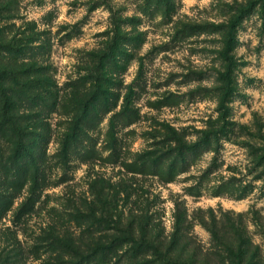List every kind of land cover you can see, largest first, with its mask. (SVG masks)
Segmentation results:
<instances>
[{"label": "rangeland", "instance_id": "obj_1", "mask_svg": "<svg viewBox=\"0 0 264 264\" xmlns=\"http://www.w3.org/2000/svg\"><path fill=\"white\" fill-rule=\"evenodd\" d=\"M0 27L44 33L60 95L46 187L0 220V264H68L128 229L222 264L240 228L264 264V0H0ZM72 92L99 102L64 166Z\"/></svg>", "mask_w": 264, "mask_h": 264}, {"label": "trees", "instance_id": "obj_2", "mask_svg": "<svg viewBox=\"0 0 264 264\" xmlns=\"http://www.w3.org/2000/svg\"><path fill=\"white\" fill-rule=\"evenodd\" d=\"M5 33L0 27V220L14 207L22 191L24 195L16 207V218L35 210L46 187V153L53 133L50 114L57 110L60 100L57 81L50 64L44 59L48 44L44 33L33 30L19 39ZM78 93L71 94L74 100L72 109L81 114L69 118L66 131L62 133V148L58 151L64 166L71 161L73 145H79L86 139L92 140L86 127L89 123L87 118L93 110L98 109L99 96L79 99ZM85 217L89 220L92 216ZM140 223L144 231L146 223ZM235 231V241L218 250L221 263L260 264L258 252L252 250V241L246 238L244 229ZM125 232L128 235L126 238L110 237L109 243H95L93 247H83L85 250L69 248V254L75 258L68 260V264H91L96 258H101L105 263L108 255H113L125 244L128 247L121 250V255L115 256L119 263L122 258H127L129 264H141L136 262L139 255L151 251L155 257L152 261L154 264H198L195 253L174 252L173 245L179 233L177 230L173 244L167 248L155 244L152 239L147 240L146 234L138 239L134 229Z\"/></svg>", "mask_w": 264, "mask_h": 264}]
</instances>
